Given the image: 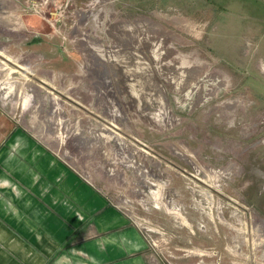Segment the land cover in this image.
<instances>
[{
	"label": "rangeland",
	"instance_id": "obj_1",
	"mask_svg": "<svg viewBox=\"0 0 264 264\" xmlns=\"http://www.w3.org/2000/svg\"><path fill=\"white\" fill-rule=\"evenodd\" d=\"M4 111L163 264H264V0H0Z\"/></svg>",
	"mask_w": 264,
	"mask_h": 264
},
{
	"label": "crops",
	"instance_id": "obj_2",
	"mask_svg": "<svg viewBox=\"0 0 264 264\" xmlns=\"http://www.w3.org/2000/svg\"><path fill=\"white\" fill-rule=\"evenodd\" d=\"M3 104L0 264H163L142 232Z\"/></svg>",
	"mask_w": 264,
	"mask_h": 264
},
{
	"label": "trees",
	"instance_id": "obj_3",
	"mask_svg": "<svg viewBox=\"0 0 264 264\" xmlns=\"http://www.w3.org/2000/svg\"><path fill=\"white\" fill-rule=\"evenodd\" d=\"M70 237V236H69ZM71 243L70 239L68 238L67 241L63 242L60 247H66Z\"/></svg>",
	"mask_w": 264,
	"mask_h": 264
}]
</instances>
